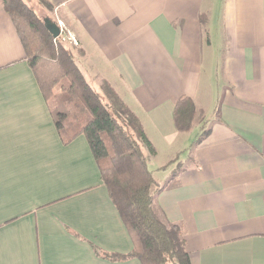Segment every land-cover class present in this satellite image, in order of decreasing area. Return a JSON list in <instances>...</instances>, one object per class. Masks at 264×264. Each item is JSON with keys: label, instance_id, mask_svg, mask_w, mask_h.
Returning a JSON list of instances; mask_svg holds the SVG:
<instances>
[{"label": "crops", "instance_id": "obj_1", "mask_svg": "<svg viewBox=\"0 0 264 264\" xmlns=\"http://www.w3.org/2000/svg\"><path fill=\"white\" fill-rule=\"evenodd\" d=\"M45 1L86 80L139 119L153 209L191 264H264V0ZM182 96L203 112L186 134L172 119ZM92 246L133 249L85 137L61 143L0 6V264H140Z\"/></svg>", "mask_w": 264, "mask_h": 264}, {"label": "trees", "instance_id": "obj_2", "mask_svg": "<svg viewBox=\"0 0 264 264\" xmlns=\"http://www.w3.org/2000/svg\"><path fill=\"white\" fill-rule=\"evenodd\" d=\"M45 9V0H36ZM10 18L39 91L47 103L54 90L64 88L63 112L52 115L63 145L83 135L99 169L100 178L132 241L129 255H107L92 246L94 254L109 262L136 259L140 264H191L180 229L164 223L152 201L158 189L147 163L156 151L147 139L136 115L125 105L111 85L102 80L94 89L80 72L76 58L83 56L66 39L54 40L43 20L24 0H0ZM172 119L178 133L193 130L203 112L191 99L180 97ZM198 137L192 146L200 140ZM145 150L147 154L142 152ZM167 163L158 171H165Z\"/></svg>", "mask_w": 264, "mask_h": 264}, {"label": "rangeland", "instance_id": "obj_3", "mask_svg": "<svg viewBox=\"0 0 264 264\" xmlns=\"http://www.w3.org/2000/svg\"><path fill=\"white\" fill-rule=\"evenodd\" d=\"M24 2H26V4H28L33 11L36 13L37 17L40 18L41 20L44 19V17H46L47 15L42 14V12H40V9H43V7L39 6L37 3H33L31 1L28 0H24ZM55 23L58 24V26L61 25V23L59 21H54ZM62 26V25H61ZM63 27V26H62ZM67 35H66V39H67ZM68 40V39H67ZM83 72V71H82ZM90 80V79H89ZM89 83V81H88ZM100 81H98L96 79V81H91L90 80V85L94 88L97 89L98 85H99ZM54 97H52L47 103L49 104L50 110L52 112V115H55L57 112H63V107L61 106V101L64 98V93H65V89L64 88H59L58 90H54ZM142 152L144 153L145 150H142ZM149 164L147 163V166ZM152 165L149 166V168L151 169ZM169 168V167H168Z\"/></svg>", "mask_w": 264, "mask_h": 264}, {"label": "water", "instance_id": "obj_4", "mask_svg": "<svg viewBox=\"0 0 264 264\" xmlns=\"http://www.w3.org/2000/svg\"><path fill=\"white\" fill-rule=\"evenodd\" d=\"M43 24L52 39H57L60 36V28L57 23L53 22L49 18H44Z\"/></svg>", "mask_w": 264, "mask_h": 264}, {"label": "built area", "instance_id": "obj_5", "mask_svg": "<svg viewBox=\"0 0 264 264\" xmlns=\"http://www.w3.org/2000/svg\"><path fill=\"white\" fill-rule=\"evenodd\" d=\"M62 26L61 25L59 26V28H60V36L57 39H54V40H58V39H61V41H65L66 40V35L64 33V27H62Z\"/></svg>", "mask_w": 264, "mask_h": 264}]
</instances>
